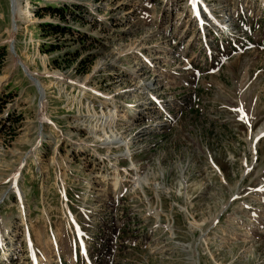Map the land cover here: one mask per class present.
<instances>
[{"label":"rangeland","instance_id":"1","mask_svg":"<svg viewBox=\"0 0 264 264\" xmlns=\"http://www.w3.org/2000/svg\"><path fill=\"white\" fill-rule=\"evenodd\" d=\"M18 6L10 43L0 0V264H264V0Z\"/></svg>","mask_w":264,"mask_h":264},{"label":"bare ground","instance_id":"2","mask_svg":"<svg viewBox=\"0 0 264 264\" xmlns=\"http://www.w3.org/2000/svg\"><path fill=\"white\" fill-rule=\"evenodd\" d=\"M10 4H11V7H12V18H11V28H10V33H9V37H8V42H10L11 43V39L14 37V35H15V33L17 32V29L19 28V23H18V21L19 20H21V21H25V20H29L30 18H29V16H31V12L29 11H27V12H23V17H21V18H19V0H10ZM25 13H27L26 15H25ZM16 65H18V66H20L21 67V69L22 70H24V72H26V74H27V76H28V78L29 79H31V80H33V81H35V79L33 78V72H29L28 71V69H27V67L24 65V63H22L21 62V60L17 57V58H15L14 56H13V63H12V66H16ZM57 74V73H56ZM58 76V75H57ZM37 84V83H36ZM37 88H38V90H39V92H40V97L42 98L41 99V103H40V105H41V108H40V113H39V115H38V117H39V120L41 121V119H42V115H43V109H44V103H45V101L43 100V88L41 87V86H39V85H37ZM85 92L83 91V94H84ZM91 127V126H90ZM259 134H261L260 133V131H258V133L256 134V138H257V136L259 135ZM111 136V135H110ZM116 138L117 137H115L114 136V138L112 137L111 139H110V141H104L105 143H114L115 141H116ZM255 138V139H256ZM119 142V141H118ZM40 143V140H37L35 143H34V146L32 147V148H34V147H36L38 144ZM112 145V144H111ZM106 146V145H105ZM106 147H108V146H106ZM110 147V146H109ZM129 153V152H128ZM37 162V161H36ZM131 169H132V167H134V164L133 163H131V166H129ZM135 168V167H134ZM136 170H137V168H135ZM16 176H17V174L15 175V177H14V179L16 178Z\"/></svg>","mask_w":264,"mask_h":264},{"label":"trees","instance_id":"3","mask_svg":"<svg viewBox=\"0 0 264 264\" xmlns=\"http://www.w3.org/2000/svg\"><path fill=\"white\" fill-rule=\"evenodd\" d=\"M43 12H48L49 14H51L52 16H57L61 19L64 18V9L62 8H57V7H51V8H46L45 10H43ZM36 15L39 14V11L36 10ZM46 29H48V32H51V33H57V34H62V33H65L67 31V28L65 26H59L55 23H47L46 25ZM82 41L84 40V38L86 39V36L85 35H82L79 37ZM73 56V60H77V58L79 57V55L75 52ZM69 64V63H68ZM0 111H1V106H0Z\"/></svg>","mask_w":264,"mask_h":264},{"label":"water","instance_id":"4","mask_svg":"<svg viewBox=\"0 0 264 264\" xmlns=\"http://www.w3.org/2000/svg\"><path fill=\"white\" fill-rule=\"evenodd\" d=\"M11 52H12V55H15V53H14V51H13V49H12V45H11ZM33 78L35 79V81H36V77L33 75Z\"/></svg>","mask_w":264,"mask_h":264}]
</instances>
